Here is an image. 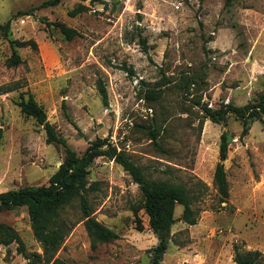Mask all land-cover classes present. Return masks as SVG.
Masks as SVG:
<instances>
[{"label":"rangeland","instance_id":"obj_1","mask_svg":"<svg viewBox=\"0 0 264 264\" xmlns=\"http://www.w3.org/2000/svg\"><path fill=\"white\" fill-rule=\"evenodd\" d=\"M45 1L0 0V25L10 20L9 32L0 33V193L48 186L65 157L16 105L31 94L78 156L101 139L147 181L181 185L190 196L197 181L204 184L193 196L196 225L185 224L183 208L175 207L162 264H235V248L264 256V124L255 120L241 137L234 117L225 124L208 118L264 94V0H60L40 7ZM55 23L78 35L66 40ZM27 40L37 49L15 45ZM13 54L21 60L16 66ZM223 133L231 139L223 162L229 198L221 204L214 172ZM87 182L92 216L116 239L95 242L73 201L62 213L71 229L56 258L150 264L158 241L139 186L104 157L89 166ZM0 222L17 232L28 254L42 253L26 208L1 212ZM0 264L26 261L13 244L0 247Z\"/></svg>","mask_w":264,"mask_h":264},{"label":"trees","instance_id":"obj_2","mask_svg":"<svg viewBox=\"0 0 264 264\" xmlns=\"http://www.w3.org/2000/svg\"><path fill=\"white\" fill-rule=\"evenodd\" d=\"M230 1L227 0V3ZM59 3L60 0H48L43 2L40 7H54ZM53 25L68 41L73 40L78 35L76 30L62 23ZM9 29L10 20L0 25V33L3 35H6ZM15 45L37 49L36 43L32 40L17 41ZM19 63H21L19 56L13 54L10 60L11 66H16ZM98 89L102 104L107 106L108 98L105 88L100 86ZM19 97L20 100L16 105L21 114L34 119L43 128L47 144L61 145L64 148L65 157L57 171L49 178L48 186L23 187L0 193V213L23 207L27 209L33 236L40 244L42 253L28 254L17 232L1 222L0 247L16 245V252L23 256L26 264H66L56 258V255L71 229L70 224L62 217V213L73 201L79 203L84 227L95 242L109 243L116 239L115 233L94 219L93 210L87 200V192L92 189V185L89 186L87 182L89 166L95 159L104 157L119 164L130 175L132 181L139 186L143 198L142 209L148 217V226L158 241L151 250L150 264H162L164 254L172 238L171 228L175 223V207L181 206L183 208L181 220L185 224L196 225L198 215L192 207L193 196L196 190L198 191L197 194H200L204 184L197 181L192 188V196H190L189 190L181 185L147 181L141 169L130 161L125 153L117 151L115 147L108 145L106 141L101 139L93 141L84 153L78 156L58 136L54 127L47 121L43 108L36 103L34 97L31 94L27 95V99H24L22 95ZM228 116L234 117L241 123V137H244L249 131V125L255 120L264 124V94H260L253 103H248L243 107L228 104L223 110L208 114L210 121L222 124L226 123ZM156 137L157 135L154 136V139ZM2 138L3 131L0 128V144ZM230 139L231 137L227 133L221 135L219 162L214 172V184L221 204L227 202L229 198L223 162L227 159ZM137 227L138 230H141L139 224ZM233 261L235 264H262L264 256L258 251L241 253L239 249L235 248Z\"/></svg>","mask_w":264,"mask_h":264},{"label":"built area","instance_id":"obj_3","mask_svg":"<svg viewBox=\"0 0 264 264\" xmlns=\"http://www.w3.org/2000/svg\"><path fill=\"white\" fill-rule=\"evenodd\" d=\"M21 23L24 24V21L22 20Z\"/></svg>","mask_w":264,"mask_h":264}]
</instances>
